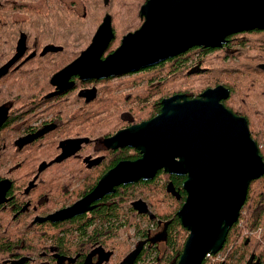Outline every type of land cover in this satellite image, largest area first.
Segmentation results:
<instances>
[{"label":"flooded vegetation","instance_id":"af4514ba","mask_svg":"<svg viewBox=\"0 0 264 264\" xmlns=\"http://www.w3.org/2000/svg\"><path fill=\"white\" fill-rule=\"evenodd\" d=\"M23 14L19 12L1 14L2 19L9 18L13 25L6 31L19 34L8 55H0V182L6 180L8 183L0 196V264H138V258L145 248L163 246L166 238L164 228L167 226L157 218L143 197H138L124 208L136 217L137 220L133 224L129 220L131 217L120 221L114 217L91 218L92 212L99 205L108 204L110 199L108 196L113 193L94 202V209L86 213L62 220H52L50 216L85 197L101 177L119 162L141 158L142 154L138 149L128 146L113 149L107 145V139L122 129L159 115L165 98L176 94H186L189 99L198 98L207 89L223 85L230 92L227 98L221 100L228 109L245 118L246 116L234 110L257 111L260 106L257 97L244 93L238 100L234 99L232 85L235 84L232 80L229 81V73L237 69L236 54H239L240 50L249 48L254 42H264V30L235 33L227 37V42L222 47L194 46L177 55L186 53L183 61L188 59L186 67L181 68L183 63L178 66L180 83L186 82L183 75L189 74V87L193 88L194 92L205 87L196 94L175 93L164 97V87L160 80L162 75L158 73L150 77L154 71L144 70L151 66L102 79L83 80L80 75L73 74L68 80H63L62 84L54 83L53 76L71 64L88 47L72 61L52 72L53 53L62 54L64 47L30 42L29 39L33 38L28 37V30L20 29L17 25L21 19H27ZM255 33L257 35H254ZM117 47L113 50L108 48L103 58ZM219 49L220 51H216ZM39 56L45 59L36 61ZM228 63L233 64L231 68L227 66ZM262 64L264 61L256 62L259 69H262ZM45 66L50 69H44ZM43 73L51 74L49 82ZM132 76L135 78L130 79ZM138 77L142 78V85L148 87L139 91L140 97L137 95L139 100L133 103L134 105L131 104L130 108L125 105L105 109L84 106L95 101L100 95L101 91L97 84L101 80L111 79L131 84ZM212 83L214 84L211 85ZM239 85L242 86L241 89L244 88V79L239 81ZM94 88L96 93L93 91ZM133 89L130 88L127 92L120 91L119 94L113 90L112 94L122 96L124 93L130 99L129 102H132L133 97V101L138 98L131 93ZM93 94L94 98L89 99ZM60 104L71 106L59 107ZM89 111L90 116L84 119L83 115ZM120 124V127L115 128ZM107 126L111 128L104 133ZM100 133L104 135L103 138H100ZM252 137L254 138L253 134ZM254 140L258 143L255 138ZM133 153L137 154L134 158ZM163 172L165 171L158 170L153 179L161 177ZM176 176L184 177L185 180L187 178L185 175ZM94 179L95 183L87 192L79 193L88 181ZM186 197L185 191L183 204ZM86 218L90 219L87 221ZM83 220H86L83 224L84 232L83 228L76 230ZM121 223H124L125 229L131 227L142 229V226L152 225L147 231L153 238L144 239L145 232L140 231L133 237L130 230L128 234L126 233L128 239L126 241L124 237L115 233L118 232V225ZM94 226L107 229L111 237L93 239L89 232ZM59 228L61 232L54 236L56 233L54 230ZM73 228L76 229L72 230ZM69 233L71 235H68ZM118 242L129 246L130 252L138 248L141 252L136 258H132L131 254L120 257L116 249ZM83 244L87 246L82 247ZM251 257L247 264L259 262L255 257L251 260Z\"/></svg>","mask_w":264,"mask_h":264},{"label":"water","instance_id":"95a60500","mask_svg":"<svg viewBox=\"0 0 264 264\" xmlns=\"http://www.w3.org/2000/svg\"><path fill=\"white\" fill-rule=\"evenodd\" d=\"M139 14L142 25L124 35L121 44L103 58L115 37L107 14L88 48L52 81L62 84L73 74L83 80L119 76L194 46L222 47L232 34L264 30V0H147ZM229 93L219 85L198 98L173 95L162 101L156 117L108 138L109 147L136 148L141 158L119 162L85 197L51 215L52 220L86 213L117 186L152 180L158 170H164L187 177L183 183L187 197L177 214L188 237L178 264H202L219 253L239 220L251 182L264 176V158L247 118L221 102ZM7 186L6 180L0 182V196ZM140 252L134 250L132 258Z\"/></svg>","mask_w":264,"mask_h":264},{"label":"trees","instance_id":"16d2710c","mask_svg":"<svg viewBox=\"0 0 264 264\" xmlns=\"http://www.w3.org/2000/svg\"><path fill=\"white\" fill-rule=\"evenodd\" d=\"M36 1L0 0V55H8L15 44L17 34H19H11L6 31L8 28H12L13 25L9 18L2 19L1 14L6 12L24 13L27 19H21L17 25H19L20 29L28 30V37L33 38L29 39L30 42L40 45L50 43L54 46L64 47L62 54L53 53L51 69L54 72L72 61L88 47L96 30L107 14L112 16L115 33V38L109 50L117 47L125 34L138 29L143 23L139 11L146 0H109L107 4L105 0H82L85 5L82 14L77 12L74 2H71L73 6L69 7L63 3V0H48L47 11H42L34 5ZM254 35L257 34L255 33ZM216 51H220V49ZM185 55L186 53L181 56H175L158 65L144 69L148 72L154 71L150 77L156 76L158 73L162 75L160 80L164 87V97L175 93L189 94L194 92V89L189 87V74L183 75L186 82L180 83L178 79V66L183 63L181 68L186 67L188 61V59L183 61ZM236 56L238 58L237 69L229 73V81L232 80V83L235 84L232 85L233 97L238 100L244 93H247L251 97H257L260 106L257 111L238 112V109L234 111L246 116L248 119L252 134L258 141L260 153L264 158V147H261V141H264V71L256 66V62L264 61V42H254L249 48L240 50V53L236 54ZM39 59L43 60L45 57L39 56L36 61ZM56 64L57 68H55ZM232 65V63L227 64L229 68ZM35 66H37V63H35ZM44 69H50V67L45 66ZM256 69H259V71L254 72ZM185 71L186 69L183 72ZM42 75L46 76V81L49 82L51 74L43 73ZM134 78L132 76L130 79ZM141 79L138 77L134 82L141 81ZM241 79H244L245 83L243 89L239 85ZM115 82L119 81L111 79L101 80L97 84L101 91L100 95L95 101L86 103L84 106L91 109L122 107L123 105L119 102L120 96L112 94L113 88L111 84ZM204 87L199 88L193 94L201 91ZM127 99V101H130L129 98ZM132 99L134 100V97ZM65 105L71 106V104ZM65 105L60 104L59 107ZM89 113L90 111L88 113L85 112L83 115L84 119L90 116ZM120 126L121 124L116 125L115 128ZM110 128V126H107L103 132L106 133ZM100 134V138H103L104 135ZM136 156V153L132 154L133 158ZM184 180V177L163 172V175L157 179L140 180L137 183L120 185L115 193L108 196L110 197L108 204L99 205L92 212L91 218L114 217L117 221H120L131 217L129 220L133 224L136 222V217L132 212L125 211L124 208L138 197H143L150 209L155 212L157 218L167 226L164 228L166 238L164 243H162L163 246L157 247L158 245H156L153 246L154 248L150 246L145 248L138 258V264H178L188 237V230L183 227L177 215L185 197V191L182 188ZM94 183L95 179L88 181L79 193L87 192ZM88 219L90 218H86L87 221ZM86 220L79 223L77 229L73 228L72 230H82ZM123 224L118 225V232L115 231L118 236L128 234L130 228L125 229ZM84 230L85 228L82 231L84 232ZM111 230L113 231V227ZM147 230L144 231L138 228L137 232H145L143 235L144 239H152L153 236L149 235ZM54 231L56 232L54 236H58L61 229ZM89 233L93 239H96V237H101L102 239L104 236H106V239L111 237L107 229H99L95 226L91 228ZM68 235L71 234L69 233ZM125 245V243L121 242L116 244L120 257L132 254L129 246ZM81 246L86 247L87 244ZM154 253L156 256L152 261L148 256ZM252 255H254L255 260H259L260 264H264V176L251 182L247 200L241 210L239 220L230 229L223 248L219 253L207 257L202 264H247Z\"/></svg>","mask_w":264,"mask_h":264},{"label":"rangeland","instance_id":"374dc122","mask_svg":"<svg viewBox=\"0 0 264 264\" xmlns=\"http://www.w3.org/2000/svg\"><path fill=\"white\" fill-rule=\"evenodd\" d=\"M71 2H74L75 3V8H76V10H77V12L78 13H80V14H82L83 12H84V9H85V5H84V3L82 2V0H63V3L65 4V5H68L69 7H71V6H73L72 4H71ZM48 0H37L36 2H35V5L38 7V8H40L42 11H47V9H48ZM21 17H23V16H21ZM126 35V34H125ZM124 37V36H123ZM122 37V38H123ZM122 40V39H121ZM142 81V80H141ZM141 81H136V82H133V83H131V84H129L128 82H115V83H113V84H111V86H112V88H113V90H115V92H118V94L120 93V91H125V92H127V91H129V89L131 88V89H133V90H131V93H134L135 95H136V97H138L140 94H139V91L140 90H143L144 89V87H148V85H142L143 84V81L141 82ZM130 87V88H129ZM137 88H139V89H137ZM138 95V96H137ZM140 97V96H139ZM139 97L136 99V101H133V100H131L132 102H129V101H127L128 99H127V96L123 93V95L122 96H120V104L121 105H125L126 107H128V108H130L131 107V104H133V103H137V100H139ZM123 102H126V103H123ZM145 102H146V100H145ZM134 105V104H133ZM261 147H264V141H261ZM137 220V219H136ZM152 227V225H149V226H142V230H144V231H146L147 229H149V228H151ZM132 228V227H131ZM129 229L128 231H130L131 230V234H132V236L133 237H135L137 234H136V232H137V229H134V228H132V229ZM122 236V235H121ZM126 236V234L124 235V236H122V237H125ZM124 240H128L127 238H125ZM132 243H133V240H132ZM155 253L154 254H151V255H149L148 256V258L150 259V260H152L153 261V259L155 258Z\"/></svg>","mask_w":264,"mask_h":264}]
</instances>
